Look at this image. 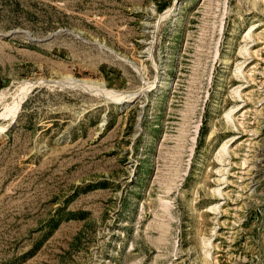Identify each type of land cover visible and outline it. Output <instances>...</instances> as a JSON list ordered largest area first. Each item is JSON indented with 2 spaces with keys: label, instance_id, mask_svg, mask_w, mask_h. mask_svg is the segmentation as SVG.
<instances>
[{
  "label": "rangeland",
  "instance_id": "1",
  "mask_svg": "<svg viewBox=\"0 0 264 264\" xmlns=\"http://www.w3.org/2000/svg\"><path fill=\"white\" fill-rule=\"evenodd\" d=\"M0 264H264V0H0Z\"/></svg>",
  "mask_w": 264,
  "mask_h": 264
},
{
  "label": "water",
  "instance_id": "2",
  "mask_svg": "<svg viewBox=\"0 0 264 264\" xmlns=\"http://www.w3.org/2000/svg\"><path fill=\"white\" fill-rule=\"evenodd\" d=\"M45 85V84H44ZM35 86H37V85H35ZM35 86H33L32 88H34ZM31 88V89H32ZM22 104V103H21ZM20 108H21V105H20ZM17 116H18V114L15 116V118L9 123V126H8V128L9 127H11L12 125H13V123L16 121V119H17Z\"/></svg>",
  "mask_w": 264,
  "mask_h": 264
},
{
  "label": "bare ground",
  "instance_id": "3",
  "mask_svg": "<svg viewBox=\"0 0 264 264\" xmlns=\"http://www.w3.org/2000/svg\"><path fill=\"white\" fill-rule=\"evenodd\" d=\"M24 87H26V89H27V86H24ZM28 87H30V86H28ZM24 89H25V88H24ZM26 89H25V90H26ZM23 91H24V90H23ZM22 94H23V93H22ZM24 94H25V92H24ZM18 96H19V95H18ZM16 99H17V97H16ZM14 100H15V99H14ZM18 101H20V100L18 99ZM18 101H17V102H18ZM4 128H5V127H4ZM7 128H8V127H7Z\"/></svg>",
  "mask_w": 264,
  "mask_h": 264
}]
</instances>
